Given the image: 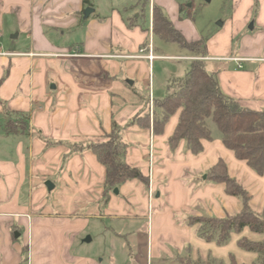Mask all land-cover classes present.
Wrapping results in <instances>:
<instances>
[{
	"label": "crops",
	"instance_id": "0c3cea01",
	"mask_svg": "<svg viewBox=\"0 0 264 264\" xmlns=\"http://www.w3.org/2000/svg\"><path fill=\"white\" fill-rule=\"evenodd\" d=\"M230 1L221 29L205 39L184 0H0V264H114L84 252L92 220L125 228L144 220L147 245L160 251L167 242L176 259H258L238 241L261 242L264 234L245 227L218 245L202 239L188 219L224 218L243 209L223 183L208 179L219 160L248 192L250 208L264 217V173L238 159L219 135L202 140L198 154L184 140L172 148L181 110L159 134L152 126L128 125L138 116L152 119L154 100L174 79L156 74L157 60L202 59L225 95L264 110V0ZM155 8L187 41L200 42L204 56L181 46L186 52L164 53L156 41H170L153 31ZM6 111L29 115L27 134L4 132ZM113 121L128 144L127 163L148 184L127 180L104 204L105 167L93 151L72 145L102 141Z\"/></svg>",
	"mask_w": 264,
	"mask_h": 264
},
{
	"label": "trees",
	"instance_id": "16d2710c",
	"mask_svg": "<svg viewBox=\"0 0 264 264\" xmlns=\"http://www.w3.org/2000/svg\"><path fill=\"white\" fill-rule=\"evenodd\" d=\"M153 31L165 40L177 43L182 48L204 56L205 49L200 42H189L172 25L170 19L161 10L153 11ZM154 112L133 118L130 124L142 127H153L156 134L162 133L169 118L181 110L179 122L169 138L172 148L184 140L187 148L194 154L203 150L202 140H212L216 135L223 144L234 151L236 157L245 160L258 174L264 173V110H253L243 107L237 100L225 95L215 73L209 72L202 59H193L186 75L172 79L168 92L163 98L155 99ZM3 130L6 134H27L29 115L23 112H4ZM14 119L12 121V117ZM7 117V118H6ZM122 127L113 121L112 129L102 141L75 143L73 150L89 149L106 169V180L103 192V203L109 201L110 193L130 179H139L148 184V178L138 169L127 163L128 144L123 140ZM208 179L223 183L227 194L236 196L243 202V209L236 215L224 218L207 214L191 216L190 225H198V235L218 245L229 242L233 232H241L249 227L253 232L264 234V217L254 212L249 206L248 192L227 171V165L219 160L208 172ZM239 246L258 254L252 264H264V240L251 241L246 237L238 241ZM177 260L182 264H240L234 256L229 263L210 256L206 261H194L187 256V261Z\"/></svg>",
	"mask_w": 264,
	"mask_h": 264
},
{
	"label": "rangeland",
	"instance_id": "374dc122",
	"mask_svg": "<svg viewBox=\"0 0 264 264\" xmlns=\"http://www.w3.org/2000/svg\"><path fill=\"white\" fill-rule=\"evenodd\" d=\"M184 3L205 39L221 29V21L231 10L230 0H184ZM156 42L166 54L177 55L186 52L177 43L162 42L159 39ZM189 64V60L167 59L157 60L154 67L156 74L171 73L172 78L178 79L186 75ZM51 209L54 210V206ZM91 222L89 234L83 239L86 242L84 252L93 255L98 260L105 258L108 261L109 257L114 264H182L174 258L175 248L171 244L166 242L160 251L157 250L156 244L153 246L151 241L147 245L142 234L146 231L144 220L132 227L127 226V228L117 221L92 220ZM108 228L110 230L113 228L116 233L114 234L111 230V234L108 235ZM88 238L94 239L87 240ZM181 257V261H187V254Z\"/></svg>",
	"mask_w": 264,
	"mask_h": 264
},
{
	"label": "water",
	"instance_id": "95a60500",
	"mask_svg": "<svg viewBox=\"0 0 264 264\" xmlns=\"http://www.w3.org/2000/svg\"><path fill=\"white\" fill-rule=\"evenodd\" d=\"M90 12H91V8H87L85 10L86 16H89V13ZM46 185H47V187H48L49 190H51L53 188V184L51 182H49V181L46 182ZM117 192H118V189L115 190V193H117ZM16 235L18 236V234H16ZM87 240H90V239L88 238Z\"/></svg>",
	"mask_w": 264,
	"mask_h": 264
},
{
	"label": "built area",
	"instance_id": "2783aa9c",
	"mask_svg": "<svg viewBox=\"0 0 264 264\" xmlns=\"http://www.w3.org/2000/svg\"><path fill=\"white\" fill-rule=\"evenodd\" d=\"M149 57L151 58V60H153V58H154L153 56H149ZM150 194L152 195V192L151 191H150Z\"/></svg>",
	"mask_w": 264,
	"mask_h": 264
}]
</instances>
